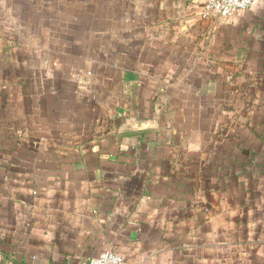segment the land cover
I'll list each match as a JSON object with an SVG mask.
<instances>
[{"label":"crops","instance_id":"0c3cea01","mask_svg":"<svg viewBox=\"0 0 264 264\" xmlns=\"http://www.w3.org/2000/svg\"><path fill=\"white\" fill-rule=\"evenodd\" d=\"M206 1L0 0V264H264V0ZM216 52L261 81L216 101Z\"/></svg>","mask_w":264,"mask_h":264},{"label":"rangeland","instance_id":"374dc122","mask_svg":"<svg viewBox=\"0 0 264 264\" xmlns=\"http://www.w3.org/2000/svg\"><path fill=\"white\" fill-rule=\"evenodd\" d=\"M213 21H216V20H213ZM219 22L221 20H218ZM216 24V23H214ZM219 32L221 33V25H219V28H218ZM238 36L240 38H242L238 33L236 35V37H231L230 39V47H233V50H231V52H234V54L232 55L231 54V59H233V61L235 60L236 61V57H237V52H236V49H238ZM218 40H222L221 38L218 39ZM235 47V48H234ZM226 55V53L224 54ZM204 61L205 63V55L201 53V55H199ZM214 68H213V74H214V77L215 78H218L219 81H216L217 84H216V87L214 89V94L216 95L215 96V99L216 101H220L221 102V97H222V83L223 81H256L255 77L258 78L257 81H261L260 77L258 75H260V73H258V71H255L252 67H246L247 65L244 67V68H234L233 66H230V67H226V65L224 66L223 64V61H222V55L219 53V52H216L214 55ZM226 57V56H225ZM225 57H223L225 59ZM207 62H206V65H207V68L204 69V70H201L199 71V77L198 79H207L208 77L211 78V69H210V55H207ZM264 76V74H261ZM206 78H202V77H205ZM31 81H33V79H31ZM182 82H185L187 83L186 81H182ZM196 83V92L194 91H190L189 89V92L188 91H185L183 90L182 91V95L180 96L181 99L180 101L182 106H179L180 109H185L186 108V105H188V108H191L190 110V114H189V117L186 119V123L188 124H191V122L193 123L192 124V128L194 127H198L199 129H201L202 127V124L203 123H206L207 126H204L203 127V130L207 129L208 126H213L212 125V122H213V116H214V113H219L217 110L218 108H214L216 110L212 111V110H209V112H207L206 116H205V119L203 117H201L199 114L200 112V109H203L204 107L202 106L200 100H199V97L198 95H200V92H202V87H201V81H194ZM193 86V85H192ZM208 91H210V89H208ZM190 98V103H188V99ZM220 105V103H219ZM212 114V115H211ZM217 117L215 120H217V123L216 126H220V123H221V119H220V116H215ZM177 119V118H175ZM183 121H184V118H183ZM204 121V122H203ZM206 127V128H205ZM219 137H217V142L220 143V133L217 134ZM202 136V135H201ZM215 140V141H216Z\"/></svg>","mask_w":264,"mask_h":264},{"label":"built area","instance_id":"2783aa9c","mask_svg":"<svg viewBox=\"0 0 264 264\" xmlns=\"http://www.w3.org/2000/svg\"><path fill=\"white\" fill-rule=\"evenodd\" d=\"M258 0H207L203 5L202 18L226 20L236 14L248 11ZM89 264H128L125 258L115 252H104L93 258Z\"/></svg>","mask_w":264,"mask_h":264},{"label":"water","instance_id":"95a60500","mask_svg":"<svg viewBox=\"0 0 264 264\" xmlns=\"http://www.w3.org/2000/svg\"><path fill=\"white\" fill-rule=\"evenodd\" d=\"M158 127V122L156 120H144V121H134L125 127L124 129L128 131H147L153 130Z\"/></svg>","mask_w":264,"mask_h":264}]
</instances>
